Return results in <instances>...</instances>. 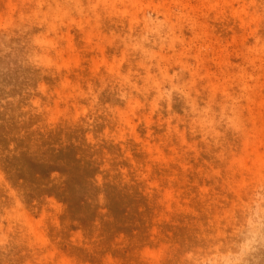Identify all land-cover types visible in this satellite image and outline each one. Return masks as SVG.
<instances>
[{
  "label": "rangeland",
  "instance_id": "rangeland-1",
  "mask_svg": "<svg viewBox=\"0 0 264 264\" xmlns=\"http://www.w3.org/2000/svg\"><path fill=\"white\" fill-rule=\"evenodd\" d=\"M8 127L0 263L264 264V0H0Z\"/></svg>",
  "mask_w": 264,
  "mask_h": 264
},
{
  "label": "bare ground",
  "instance_id": "bare-ground-1",
  "mask_svg": "<svg viewBox=\"0 0 264 264\" xmlns=\"http://www.w3.org/2000/svg\"><path fill=\"white\" fill-rule=\"evenodd\" d=\"M10 133V128L8 127V129L7 128H4V129H1L0 130V147H2L3 145V148H2V155H5V151H4V147H5V144H6V140H5V142H4V136H6L5 137V139H7V135ZM11 134L13 135V137L15 136V138H16V136H17V134H18V131H17V129H16V127L13 125V128H12V131H11ZM9 136V135H8ZM22 144L21 143V141L19 140L18 141V144ZM19 144V145H20ZM23 145V144H22ZM9 158H11V156H9ZM12 159V168L11 169H22L23 171H26V172H30L31 174H32V169H27V167H26V162H25V160H23V159H21V160H19V159H14L13 160V158H11ZM7 196V198H9L10 196L9 195H6ZM258 198H259V203H261L262 201H264V194L263 193H261V194H259V196H258ZM238 224H239V222H237L236 224H234V225H232L231 227H230V231H234V229L238 226ZM27 240V239H26ZM226 249L227 250H229L230 248H229V246H227L226 247ZM2 250V249H1ZM1 256V255H0ZM9 257V256H8ZM7 257V258H8ZM9 261V260H8ZM0 264H2V263H0Z\"/></svg>",
  "mask_w": 264,
  "mask_h": 264
}]
</instances>
